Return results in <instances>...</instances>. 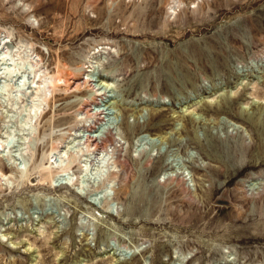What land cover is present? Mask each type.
<instances>
[{
  "label": "rangeland",
  "instance_id": "1",
  "mask_svg": "<svg viewBox=\"0 0 264 264\" xmlns=\"http://www.w3.org/2000/svg\"><path fill=\"white\" fill-rule=\"evenodd\" d=\"M0 264H264V0H0Z\"/></svg>",
  "mask_w": 264,
  "mask_h": 264
},
{
  "label": "bare ground",
  "instance_id": "2",
  "mask_svg": "<svg viewBox=\"0 0 264 264\" xmlns=\"http://www.w3.org/2000/svg\"><path fill=\"white\" fill-rule=\"evenodd\" d=\"M204 52V51H203ZM202 51L200 52H198L197 53V58L199 57V60L201 61H206V60H209V61H211L212 62V64L214 65V66H220V64H222V60H223V57H224V55H225V53H224V49L221 47V46H219V45H215L214 47H213V49L210 51V49H209V51L208 52H204L203 53ZM208 53V54H207ZM206 59V60H205ZM201 61V62H202ZM168 66V65H167ZM170 67V66H169ZM162 73H163V71H161ZM167 72V74L169 75L170 73L172 74V71H166ZM165 72V73H166ZM175 73L176 74H178L179 75V78H180V80L182 79L183 81L182 82H185V83H189V82H191V80H192V77L187 73V70H186V67H185V64L183 65L181 62L180 63H178L177 65H176V69H175ZM166 75V74H165ZM173 75V74H172ZM177 75V76H178ZM167 76V75H166ZM172 77L173 76H171V79H172ZM174 83V82H173ZM175 84V83H174ZM224 160L225 161H227L228 159L226 158V157H224ZM144 192H147V190H145V189H142V191H141V194L142 193H144ZM146 199V198H145ZM145 199H144V197L142 196L140 199H139V201H141L142 203H144V201H145Z\"/></svg>",
  "mask_w": 264,
  "mask_h": 264
}]
</instances>
